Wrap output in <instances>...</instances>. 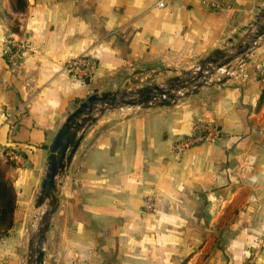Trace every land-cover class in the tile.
<instances>
[{"label": "crops", "instance_id": "crops-1", "mask_svg": "<svg viewBox=\"0 0 264 264\" xmlns=\"http://www.w3.org/2000/svg\"><path fill=\"white\" fill-rule=\"evenodd\" d=\"M25 1L18 11L0 0V146L27 162L22 179L11 176L17 206L19 191L40 187L50 145L84 99L112 90L101 87L123 71L230 54L264 9V0ZM18 38L26 48L13 64L8 41ZM82 56L94 71L74 79L65 63ZM246 57L226 82L173 108L107 111L87 130L61 181L45 264H264V37ZM200 123L221 139L176 158V142Z\"/></svg>", "mask_w": 264, "mask_h": 264}, {"label": "water", "instance_id": "water-1", "mask_svg": "<svg viewBox=\"0 0 264 264\" xmlns=\"http://www.w3.org/2000/svg\"><path fill=\"white\" fill-rule=\"evenodd\" d=\"M255 32L247 41L227 50H215L199 63L198 72L192 78L176 77L167 87H144L129 92H105L92 94L82 101L57 131L50 145L46 160V168L40 191L34 208H40L47 203L48 208L42 213L38 228L37 243L31 241L28 246L27 264H45L44 243L51 219L56 211L59 201V185L66 170L80 146L88 129L95 125L107 112L118 108L139 107L148 109L153 107H169L179 99L196 95L199 90L208 85L222 84L228 80L232 62L236 59L247 61L246 54L253 49L256 41L264 37V9L256 17ZM224 68L226 74L218 81H210V77ZM209 78V79H208Z\"/></svg>", "mask_w": 264, "mask_h": 264}, {"label": "rangeland", "instance_id": "rangeland-1", "mask_svg": "<svg viewBox=\"0 0 264 264\" xmlns=\"http://www.w3.org/2000/svg\"><path fill=\"white\" fill-rule=\"evenodd\" d=\"M9 42L10 40L8 41V43ZM194 62L195 64H193L190 69L181 68L179 70L172 71V70H167L166 68H162V67L158 68L156 66H150V67H145L144 69L138 68L137 70L123 71L122 73L118 74L116 85L109 86V87L102 86L101 88H103V90L110 89V88L112 89V90H107L106 92L111 91V92H122V93L144 88V87H153L156 85L165 88L169 86L172 80L176 77H179L182 79L194 77L199 69V60L197 59ZM232 68L236 69V66L233 63H232ZM225 70L226 68H224L221 71H217L214 75L210 77V81L216 82L218 81V79H221V75L226 74L224 72ZM232 70L233 69L229 71V74L233 72ZM101 92L103 93V91ZM201 97H206V96L202 95ZM182 99L184 98L179 99L175 104L171 105L172 107L170 108H173V106L179 103V101H181ZM154 108H157V107H154ZM141 110L142 108H139V107H132V108L125 107V108H118L112 111H114L113 112L114 115L120 114L123 116L124 115L131 116V115H134L135 113H140ZM0 165H1V169L4 172L6 178L11 183H12L11 176L16 175L17 180L22 179L21 174L23 171H19L18 170L19 168H22V169L27 168V162L25 160L22 164H17L13 161L0 158ZM15 169H16V173H15ZM61 181H62V178L60 182ZM60 187H61V184L59 185V189ZM39 191H40V187H37L34 190L28 189L26 191H19V193L22 196H21L19 206H16V209H15L16 214L14 213L13 226L5 235H0V264H27V261L29 258L28 256L29 243L31 241L37 243L38 228L41 222L42 213L45 211V209L48 208L47 203L40 208H37V209L34 208L35 201L37 199ZM16 201H17V198H16ZM58 206H59V201H58V205H57L55 213L57 212ZM32 215H34L35 217ZM58 215H59V212H58ZM58 219H59V216L58 218H56L55 220L56 223H55V226L53 227L54 229H57L58 231L56 235L54 236L55 238H59L61 236L60 228H61L62 223H61V220H58ZM87 221L88 223H91V224L93 223V225H95L94 223L95 221L92 218H88Z\"/></svg>", "mask_w": 264, "mask_h": 264}, {"label": "built area", "instance_id": "built-area-1", "mask_svg": "<svg viewBox=\"0 0 264 264\" xmlns=\"http://www.w3.org/2000/svg\"><path fill=\"white\" fill-rule=\"evenodd\" d=\"M158 5L163 6L164 1L161 0ZM9 60L11 63L16 62L22 57L26 48V40L18 38L10 40L8 43ZM65 69L74 79L83 80L90 77L94 71V63L88 57H77L68 60L65 63ZM259 75L262 76L264 82V68L259 69ZM222 133L218 126L213 124L200 123L196 124L188 137L179 139L173 149L174 156L180 158L184 151L190 147L200 144L213 143L221 139ZM0 158L22 164L24 158L17 147L0 146Z\"/></svg>", "mask_w": 264, "mask_h": 264}, {"label": "trees", "instance_id": "trees-1", "mask_svg": "<svg viewBox=\"0 0 264 264\" xmlns=\"http://www.w3.org/2000/svg\"><path fill=\"white\" fill-rule=\"evenodd\" d=\"M14 9L24 11L26 7L25 0H13ZM17 31V29H15ZM262 80V76H258ZM264 98V85L262 89V96ZM23 158L25 154L22 153ZM16 191L13 184L6 178L0 165V235H5L13 226L14 213L16 209Z\"/></svg>", "mask_w": 264, "mask_h": 264}, {"label": "bare ground", "instance_id": "bare-ground-1", "mask_svg": "<svg viewBox=\"0 0 264 264\" xmlns=\"http://www.w3.org/2000/svg\"><path fill=\"white\" fill-rule=\"evenodd\" d=\"M36 213V212H35ZM33 214V213H32ZM38 215V214H37ZM32 216H34V215H32ZM35 217V216H34Z\"/></svg>", "mask_w": 264, "mask_h": 264}]
</instances>
